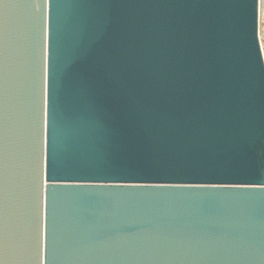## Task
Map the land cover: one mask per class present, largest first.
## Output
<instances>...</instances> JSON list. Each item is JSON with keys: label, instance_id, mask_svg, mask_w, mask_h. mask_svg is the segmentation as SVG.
Returning a JSON list of instances; mask_svg holds the SVG:
<instances>
[{"label": "water", "instance_id": "95a60500", "mask_svg": "<svg viewBox=\"0 0 264 264\" xmlns=\"http://www.w3.org/2000/svg\"><path fill=\"white\" fill-rule=\"evenodd\" d=\"M4 264H264L260 0H0Z\"/></svg>", "mask_w": 264, "mask_h": 264}, {"label": "rangeland", "instance_id": "374dc122", "mask_svg": "<svg viewBox=\"0 0 264 264\" xmlns=\"http://www.w3.org/2000/svg\"><path fill=\"white\" fill-rule=\"evenodd\" d=\"M260 41L264 53V0H260Z\"/></svg>", "mask_w": 264, "mask_h": 264}, {"label": "snow or ice", "instance_id": "6c2138e0", "mask_svg": "<svg viewBox=\"0 0 264 264\" xmlns=\"http://www.w3.org/2000/svg\"><path fill=\"white\" fill-rule=\"evenodd\" d=\"M48 2L51 4V0H48ZM0 26H2V22H0ZM3 251V245H2V241H0V252ZM0 264H4V260L0 259ZM45 264H46V254H45Z\"/></svg>", "mask_w": 264, "mask_h": 264}]
</instances>
